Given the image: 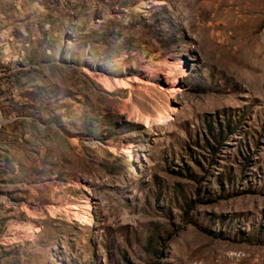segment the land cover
Instances as JSON below:
<instances>
[{"label": "rangeland", "instance_id": "374dc122", "mask_svg": "<svg viewBox=\"0 0 264 264\" xmlns=\"http://www.w3.org/2000/svg\"><path fill=\"white\" fill-rule=\"evenodd\" d=\"M143 1L0 0V264H264V0Z\"/></svg>", "mask_w": 264, "mask_h": 264}, {"label": "bare ground", "instance_id": "6f19581e", "mask_svg": "<svg viewBox=\"0 0 264 264\" xmlns=\"http://www.w3.org/2000/svg\"><path fill=\"white\" fill-rule=\"evenodd\" d=\"M143 6L145 8H148V5L146 3V1H143ZM182 71H184V67H182ZM85 72L89 75V76H93L95 77L98 81H104V86L108 87L109 89H122V90H129L130 92V99L133 98V84L138 83V84H143L146 86H151L154 85L153 82L155 83H159L161 85V83L163 84L164 87L159 86V89L162 91H167L165 84L169 85V82H167L170 79V75L172 74L171 70L167 69L166 67H160L159 69H157L154 73V75L152 76V74L148 71V69H145L144 67H140L139 69H137V73L134 74V72L131 73L130 76L127 77H121V76H116V75H107L105 74L104 71H96V72H91L89 70H85ZM141 74L144 76L140 77ZM140 75V76H139ZM178 78H182L183 74L182 72H180L178 75ZM262 77H264V75H262ZM162 78V79H161ZM153 81V82H151ZM176 82L178 81V79L176 78L175 80ZM261 84V83H260ZM176 84H172V88L168 89V91L170 92H175L176 91ZM159 90V91H160ZM169 93V92H168ZM171 93V94H172ZM132 97V98H131ZM137 120L138 121H146L147 125L149 123L148 119H146L143 115L138 114L137 116ZM122 153L125 154L128 158V160H132L133 158V145H129L126 147H122ZM60 209L64 210V212L68 215V216H73L74 220H81L82 218L87 219L88 218L85 215H88V211L90 210L89 205L84 204L82 205H77L74 203H65L64 206L60 207ZM83 210H85V215H83L81 212H84Z\"/></svg>", "mask_w": 264, "mask_h": 264}]
</instances>
